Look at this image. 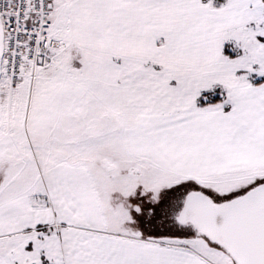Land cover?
Segmentation results:
<instances>
[{
	"label": "snow or ice",
	"instance_id": "snow-or-ice-1",
	"mask_svg": "<svg viewBox=\"0 0 264 264\" xmlns=\"http://www.w3.org/2000/svg\"><path fill=\"white\" fill-rule=\"evenodd\" d=\"M0 264H264V0H0Z\"/></svg>",
	"mask_w": 264,
	"mask_h": 264
}]
</instances>
